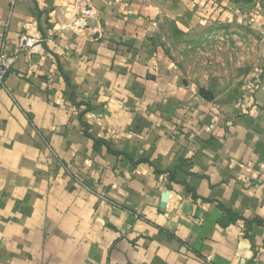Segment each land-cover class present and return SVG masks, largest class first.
I'll return each instance as SVG.
<instances>
[{
	"label": "crops",
	"instance_id": "0c3cea01",
	"mask_svg": "<svg viewBox=\"0 0 264 264\" xmlns=\"http://www.w3.org/2000/svg\"><path fill=\"white\" fill-rule=\"evenodd\" d=\"M225 10L0 0V264H264V75L223 106L158 42Z\"/></svg>",
	"mask_w": 264,
	"mask_h": 264
},
{
	"label": "rangeland",
	"instance_id": "374dc122",
	"mask_svg": "<svg viewBox=\"0 0 264 264\" xmlns=\"http://www.w3.org/2000/svg\"><path fill=\"white\" fill-rule=\"evenodd\" d=\"M216 1L221 18L189 33L165 22L158 42L185 83L225 106L250 97L264 75V0Z\"/></svg>",
	"mask_w": 264,
	"mask_h": 264
},
{
	"label": "built area",
	"instance_id": "2783aa9c",
	"mask_svg": "<svg viewBox=\"0 0 264 264\" xmlns=\"http://www.w3.org/2000/svg\"><path fill=\"white\" fill-rule=\"evenodd\" d=\"M40 41L34 37L29 36L28 34H21L19 37L18 49L19 51H28L34 48ZM13 57L8 56L6 49L3 48L0 51V84L5 87L8 74L11 69V64ZM209 262V261H208Z\"/></svg>",
	"mask_w": 264,
	"mask_h": 264
}]
</instances>
